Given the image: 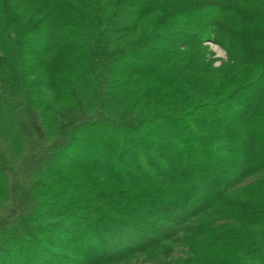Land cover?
I'll list each match as a JSON object with an SVG mask.
<instances>
[{"label": "trees", "instance_id": "obj_1", "mask_svg": "<svg viewBox=\"0 0 264 264\" xmlns=\"http://www.w3.org/2000/svg\"><path fill=\"white\" fill-rule=\"evenodd\" d=\"M138 262L264 264V0H0V264Z\"/></svg>", "mask_w": 264, "mask_h": 264}, {"label": "rangeland", "instance_id": "obj_2", "mask_svg": "<svg viewBox=\"0 0 264 264\" xmlns=\"http://www.w3.org/2000/svg\"><path fill=\"white\" fill-rule=\"evenodd\" d=\"M206 44L210 46L211 51H213L215 53V55H216V57L218 59H220V60H225L226 59V54L220 47L214 45L213 43H206ZM219 64H220V62L216 63V65H219ZM181 255H182V253L180 251H178L176 253L177 257L181 256ZM136 264H143V263L142 262H138Z\"/></svg>", "mask_w": 264, "mask_h": 264}]
</instances>
